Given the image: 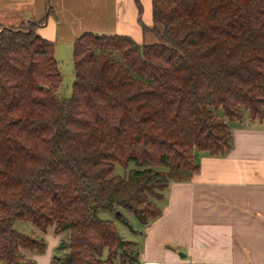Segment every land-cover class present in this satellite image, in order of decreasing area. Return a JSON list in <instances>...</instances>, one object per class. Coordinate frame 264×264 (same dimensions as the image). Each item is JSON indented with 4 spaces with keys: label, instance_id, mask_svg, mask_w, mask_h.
Returning <instances> with one entry per match:
<instances>
[{
    "label": "trees",
    "instance_id": "obj_1",
    "mask_svg": "<svg viewBox=\"0 0 264 264\" xmlns=\"http://www.w3.org/2000/svg\"><path fill=\"white\" fill-rule=\"evenodd\" d=\"M152 9L154 24H141L154 42L92 31L74 40L71 96L41 22L0 23V264H36L27 251L46 248L21 221L68 234L50 264L137 263L135 243L99 210L148 223L169 183L197 173L199 151L231 149L230 121L264 115V0Z\"/></svg>",
    "mask_w": 264,
    "mask_h": 264
},
{
    "label": "crops",
    "instance_id": "obj_2",
    "mask_svg": "<svg viewBox=\"0 0 264 264\" xmlns=\"http://www.w3.org/2000/svg\"><path fill=\"white\" fill-rule=\"evenodd\" d=\"M140 3L0 0V23L19 26L40 20L38 31L52 40L62 28L79 35L87 31L126 34L143 44L146 33L141 22L152 25L147 20H152V0ZM52 11L63 20L52 17ZM147 42L154 41L148 38ZM229 123L231 149L215 156L199 151L197 173L189 180L169 183L156 201L160 215L145 224L122 210L130 226L126 234L118 231L135 243L139 252L135 264H264V115L253 118L246 113ZM32 230L44 238L46 248L27 255L36 264H50L68 234L57 233L53 226L46 232Z\"/></svg>",
    "mask_w": 264,
    "mask_h": 264
},
{
    "label": "rangeland",
    "instance_id": "obj_3",
    "mask_svg": "<svg viewBox=\"0 0 264 264\" xmlns=\"http://www.w3.org/2000/svg\"><path fill=\"white\" fill-rule=\"evenodd\" d=\"M54 11L51 12V16L52 17H56V18H60L59 16L53 15ZM149 15V14H147ZM64 16L61 17V19L63 20ZM38 20V19H37ZM151 22V24H154L153 20V9H152V20L148 19ZM40 20H38L37 22H39ZM105 21H106V17H105ZM29 23V21H23L20 24H26ZM145 24V23H144ZM146 25V24H145ZM150 25V26H152ZM111 25H108V27ZM149 26V25H148ZM160 29H163L162 26H159ZM142 28L144 29L143 25ZM39 32V31H38ZM145 32V31H144ZM40 33V32H39ZM96 33H106L105 31H99ZM113 32H108L107 34H112ZM146 33V32H145ZM41 35L42 32L40 33ZM44 36V35H43ZM77 36H79V33L76 31H63L61 28V31L57 32L55 38L49 39L55 42V55L56 58L58 59V61L60 62V68H61V73L63 75V83L62 86L60 88V92L64 95V96H71L72 92H73V83L75 81V72H74V40L77 38ZM45 37V36H44ZM46 38V37H45ZM148 38H152L153 41H156V36L151 33V32H147L145 34L144 40L145 42H147ZM222 112V111H221ZM232 123V122H231ZM126 166V167H124ZM122 166L121 163H116L115 164V174H119V175H126L129 170L135 168V164L130 162L128 165H124ZM157 169H161V170H167V168L165 167H157ZM120 211V209H101L98 212V215L103 218V219H108V220H113L117 226V228L119 229V231L121 232V234H126L125 232L129 231V226L127 223H125V221H123L122 216H120V214L118 213ZM129 213V212H128ZM130 215H133L131 213H129ZM128 215L126 212L123 213V216H125L127 218ZM134 216V215H133ZM27 225H29V223L27 222H17L16 223V228L24 231V232H28L29 231L33 232L34 234V230L33 227L35 228V226H33L32 224L30 225V227H28ZM37 229V228H36ZM38 230V229H37ZM39 231V230H38ZM41 232V231H40ZM37 236L38 232H37ZM66 240V239H64ZM129 240V239H127ZM136 246V245H135ZM64 252L62 250L58 249V253L56 256L63 254ZM107 257V253L105 252L104 254V258Z\"/></svg>",
    "mask_w": 264,
    "mask_h": 264
}]
</instances>
